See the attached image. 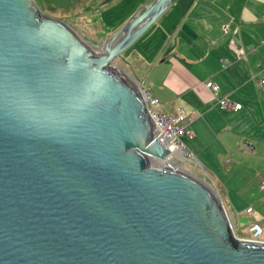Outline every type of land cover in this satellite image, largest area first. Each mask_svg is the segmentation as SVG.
<instances>
[{
  "label": "water",
  "instance_id": "obj_1",
  "mask_svg": "<svg viewBox=\"0 0 264 264\" xmlns=\"http://www.w3.org/2000/svg\"><path fill=\"white\" fill-rule=\"evenodd\" d=\"M174 0L91 46L0 0V264H264L217 191L170 165L145 89L115 63Z\"/></svg>",
  "mask_w": 264,
  "mask_h": 264
},
{
  "label": "crops",
  "instance_id": "obj_2",
  "mask_svg": "<svg viewBox=\"0 0 264 264\" xmlns=\"http://www.w3.org/2000/svg\"><path fill=\"white\" fill-rule=\"evenodd\" d=\"M51 1L68 6L80 0ZM96 1L86 12L66 19L73 23L96 7L105 32L98 40L85 36L95 45L146 2L141 0L124 15L117 9L121 0ZM140 43L147 51L127 57L134 65L132 74L159 99L161 112L183 111L192 119L195 135L182 134L181 141L195 160L186 161L204 169L205 180L228 203L236 225L246 227L238 218L242 204L264 202V179L261 186L258 183L259 176L264 177V0H174L135 43L138 48ZM208 80L220 85V91L209 89ZM220 97L242 107L222 108ZM255 177L252 187L250 179ZM256 221L260 222L254 219L250 224Z\"/></svg>",
  "mask_w": 264,
  "mask_h": 264
},
{
  "label": "rangeland",
  "instance_id": "obj_3",
  "mask_svg": "<svg viewBox=\"0 0 264 264\" xmlns=\"http://www.w3.org/2000/svg\"><path fill=\"white\" fill-rule=\"evenodd\" d=\"M39 2V4L41 3V0H37ZM101 0H98L95 2L96 3H99ZM141 0H121L120 4L118 5V11L119 10H122L124 12V15H127L128 13L131 12V10H133L137 4L140 2ZM38 4V3H37ZM103 4H101L100 6H103ZM40 7V6H39ZM41 8V7H40ZM139 9V8H138ZM137 9V10H138ZM136 10V11H137ZM92 11V14L87 16V17H81L79 18L78 21H72L73 23H69L71 24V26L73 28H76L75 30L82 36L86 39L85 36H88L90 38H93L94 40H98L99 37H102V34L105 32V29H104V25H102V22H101V16L99 14V11L97 10V8L95 7ZM77 16V15H76ZM133 16V15H132ZM131 16V17H132ZM72 17H75V16H72ZM67 19V18H66ZM66 19H63L66 21ZM71 19V16L68 17V20ZM126 22V21H125ZM124 22V23H125ZM123 23V24H124ZM122 24V25H123ZM121 25V26H122ZM120 26V27H121ZM88 32H91V33H88ZM89 42V41H88ZM99 43V41H97ZM102 42V41H101ZM100 42V43H101ZM96 43V44H98ZM99 43V44H100ZM92 44V43H91ZM94 46H97L95 44H93ZM141 46H139L138 48V45L135 44L133 45L132 47H130L126 52H124L120 57H118L115 61V63L117 64V66L119 68H121L127 75L131 76L132 78H134L135 80H137L134 75L132 74V71L133 68H134V65H132V62L131 61H128L127 60V57L133 55L134 53L136 54V51L138 50L137 54H143L147 51L146 47L142 46V43H140ZM138 48V49H137ZM135 63L138 65V62L135 61ZM136 68L135 69H138V66H135ZM138 83H140V86H144L145 88L146 85H142V82L137 80ZM149 84V83H147ZM143 87V88H144ZM149 91H151L149 88H147ZM182 135V134H181ZM180 139H181V136H180ZM177 160V159H176ZM183 158H180V161H178V167H180L183 171H186L194 176H196L197 178L203 180L205 183L209 184L205 179V176L202 174V172L205 173L204 169L201 168L198 164H191L189 165V162L187 161H184ZM194 161V160H193ZM165 163V162H164ZM154 166H157V167H161L165 164L161 163L159 160H154ZM174 165V164H173ZM172 167H176L178 168L176 165L172 166ZM250 172H252V170H250ZM264 179V177H262L261 175L259 176V179H258V183L259 185L261 186V181ZM256 177L254 179H250V185L252 187H255L256 185ZM211 186V185H210ZM262 188V195H261V198L264 197V187H261ZM216 190V189H215ZM219 194V193H218ZM220 196V195H219ZM244 202L242 204V206H244V211L243 213H239L240 216L238 217L242 226H245L246 224V227H238V225H236V221H235V232L237 234V236L239 237H249L250 235V222H252L254 219L260 221L263 226H264V202H259L257 200H253L252 202ZM228 204V203H225V205ZM248 204V205H247ZM246 206V207H245ZM227 207V205H226ZM248 207H251V209H253L254 211L253 212H247V208ZM228 208V207H227ZM257 213L259 215H257ZM235 219V218H234ZM240 224V223H239ZM243 230V231H242ZM263 238H264V235H263Z\"/></svg>",
  "mask_w": 264,
  "mask_h": 264
},
{
  "label": "built area",
  "instance_id": "obj_4",
  "mask_svg": "<svg viewBox=\"0 0 264 264\" xmlns=\"http://www.w3.org/2000/svg\"><path fill=\"white\" fill-rule=\"evenodd\" d=\"M224 62L227 63V60H225ZM142 85L144 84L142 83ZM261 85H264V81H261ZM206 86L209 89H212L214 92L220 91V85H218L217 83L211 80H208L206 82ZM144 89H145L144 93H145V98L147 101L149 112L160 131V133L158 134V138L171 151V153L167 156V158L177 157L176 162L180 161V158H183L184 161L195 160V156L193 152L190 151L180 139L181 134H187L191 138L194 137L195 133L193 129L190 127V123L192 119H188V117L183 111H180L177 115H170L161 112L159 109L160 107L159 99L155 97L152 94V92L149 91L147 88L144 87ZM219 104L222 108L232 109V110H238L242 107L240 103H234L229 99H227L226 97H220ZM187 120L188 122H186ZM155 160L161 161L160 159H155ZM251 211L252 209L249 208L248 212ZM249 229H250L249 237H242V238L251 241H264L263 224L256 221L252 225H250Z\"/></svg>",
  "mask_w": 264,
  "mask_h": 264
},
{
  "label": "trees",
  "instance_id": "obj_5",
  "mask_svg": "<svg viewBox=\"0 0 264 264\" xmlns=\"http://www.w3.org/2000/svg\"><path fill=\"white\" fill-rule=\"evenodd\" d=\"M35 1L44 12L60 19H66L70 16L72 17L86 12L94 0H80L77 3L68 6H56L51 0H41L40 4L37 0Z\"/></svg>",
  "mask_w": 264,
  "mask_h": 264
},
{
  "label": "bare ground",
  "instance_id": "obj_6",
  "mask_svg": "<svg viewBox=\"0 0 264 264\" xmlns=\"http://www.w3.org/2000/svg\"><path fill=\"white\" fill-rule=\"evenodd\" d=\"M86 40V39H85ZM86 42H88L87 40H86ZM92 47L94 46L93 44H91L90 42H88ZM176 154V153H175ZM175 158V159H174ZM172 157V158H165V159H163V160H161L160 162L161 163H163V164H165V165H172V166H174V165H176L177 167L179 166L178 165V162H176L177 160V157ZM165 162V163H164ZM174 164V165H173ZM175 169H179L180 170V168H175Z\"/></svg>",
  "mask_w": 264,
  "mask_h": 264
}]
</instances>
